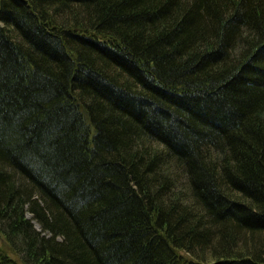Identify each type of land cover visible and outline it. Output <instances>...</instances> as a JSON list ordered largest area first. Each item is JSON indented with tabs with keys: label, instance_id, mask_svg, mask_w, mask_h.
Wrapping results in <instances>:
<instances>
[{
	"label": "trees",
	"instance_id": "trees-1",
	"mask_svg": "<svg viewBox=\"0 0 264 264\" xmlns=\"http://www.w3.org/2000/svg\"><path fill=\"white\" fill-rule=\"evenodd\" d=\"M0 264H264V0H0Z\"/></svg>",
	"mask_w": 264,
	"mask_h": 264
},
{
	"label": "rangeland",
	"instance_id": "rangeland-1",
	"mask_svg": "<svg viewBox=\"0 0 264 264\" xmlns=\"http://www.w3.org/2000/svg\"><path fill=\"white\" fill-rule=\"evenodd\" d=\"M0 245H1V246H2V245H5V242H4L3 237H2L1 235H0ZM5 246H6V245H5ZM11 256L14 257V258L16 259V261H17L18 264H24V263L22 262V259L20 258L19 255H17V254H15V253L11 252Z\"/></svg>",
	"mask_w": 264,
	"mask_h": 264
}]
</instances>
